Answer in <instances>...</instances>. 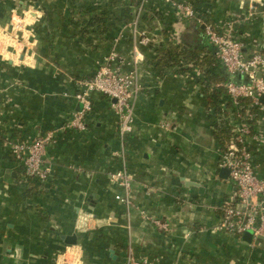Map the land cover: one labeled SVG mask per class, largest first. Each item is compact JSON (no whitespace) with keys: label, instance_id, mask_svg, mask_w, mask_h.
<instances>
[{"label":"crops","instance_id":"1","mask_svg":"<svg viewBox=\"0 0 264 264\" xmlns=\"http://www.w3.org/2000/svg\"><path fill=\"white\" fill-rule=\"evenodd\" d=\"M180 1L224 29L245 17L251 0ZM262 1L257 15L236 26L247 58L264 56ZM11 18L29 32L6 39ZM136 20L152 40L141 46L133 133L122 139L112 101L100 93L92 96L87 128H66L81 110L77 82L112 50L133 59ZM172 48L198 61L163 65V51ZM230 77L204 25L163 0H0V264H61L58 255L71 250L82 264H126L129 251L156 264H264V240L216 229L237 188L221 164L229 138L215 133L232 116H215L209 93ZM251 111L250 144L264 178V100ZM49 131L52 173L28 180L7 139ZM124 167L135 176L129 207L116 200L123 190L110 179ZM73 233L77 244L61 238Z\"/></svg>","mask_w":264,"mask_h":264},{"label":"built area","instance_id":"2","mask_svg":"<svg viewBox=\"0 0 264 264\" xmlns=\"http://www.w3.org/2000/svg\"><path fill=\"white\" fill-rule=\"evenodd\" d=\"M148 1L143 0V2ZM163 1L172 8L184 12L187 17L196 18L199 24L204 25L205 35L217 59L231 76L230 79L219 83V86L225 88L231 102V106L224 109L232 116L225 120V125L230 129V137L221 153V164L229 169V177L237 189L235 202L223 208L222 217L216 229L237 236H242L245 231L251 230L254 237L264 240V178L260 177L256 171L255 153L250 144V138L256 131L253 126L256 115L251 109L254 108L256 111L262 105L261 98L264 95V56L256 52L249 58L245 57L244 43L235 35L236 26L257 15L263 1L251 0L246 7L245 17L236 16L228 20L224 29H218L205 19L197 17L193 6L185 1ZM18 22H13L12 29L3 32L6 39H17L21 31L23 34L29 32L25 23ZM137 22L138 20L133 32L136 40L133 59L128 60L117 50H112L92 77L80 79L77 82L78 91L75 94V100L82 104V108L74 112L66 128L76 130L87 128L85 117L92 109V96L100 93L108 96L112 101L113 110L120 119L122 139H126L133 133L136 100L142 89L139 80V64L142 61L141 46L149 45L152 40L146 31L138 28ZM258 72L262 73L261 77L257 76ZM240 76H243L245 80L238 81ZM225 115L224 112L220 117ZM54 137L55 132L49 131L30 141L7 139L9 151L24 166L26 179L46 181L50 177L52 169L46 154ZM110 179L113 184L123 190L121 193H116V200L129 207L134 174L124 167L111 172ZM151 221L161 229L167 231L170 229L166 221L155 218ZM58 259L61 264L83 263L82 255L75 250L60 253ZM126 264L156 263L149 257H139L129 251Z\"/></svg>","mask_w":264,"mask_h":264},{"label":"trees","instance_id":"3","mask_svg":"<svg viewBox=\"0 0 264 264\" xmlns=\"http://www.w3.org/2000/svg\"><path fill=\"white\" fill-rule=\"evenodd\" d=\"M184 59H186L187 61H191V60L198 61V58L195 57L194 55L187 53L185 56L184 52H179L174 48H172L170 50L163 51L161 63L166 66L171 64H178L180 66L182 65L181 61H183ZM209 103L214 109L213 114L215 116H220L221 114H223L222 112L227 113L228 111L224 108H228L231 106L230 98L228 97L227 92L224 88H212L211 92L209 93ZM228 132L230 133V129L225 124H221L219 127H217V130L215 131L216 136L218 138H221L223 136L229 138L230 135H228Z\"/></svg>","mask_w":264,"mask_h":264},{"label":"water","instance_id":"4","mask_svg":"<svg viewBox=\"0 0 264 264\" xmlns=\"http://www.w3.org/2000/svg\"><path fill=\"white\" fill-rule=\"evenodd\" d=\"M21 34L22 33L19 32V35H21ZM251 70H253V69H251ZM257 76L258 77H261L262 76V73L261 72H258L257 73ZM240 77H243V76H240ZM261 100H264V95L262 96ZM81 106H82V104L79 103L80 109H81ZM223 170L225 171V174H228L229 173V169L228 168H223ZM224 177H226V176H224ZM78 237H79V235L77 233H73L71 235H62L61 238L65 241V243H67V244H73L74 245V244H77L78 243ZM243 238H244L245 241L251 242L252 241V238H253V232L251 230L245 231L244 232V235H243ZM112 252H113V250H112ZM112 256H114V255H112ZM95 264H99V263H95Z\"/></svg>","mask_w":264,"mask_h":264},{"label":"rangeland","instance_id":"5","mask_svg":"<svg viewBox=\"0 0 264 264\" xmlns=\"http://www.w3.org/2000/svg\"><path fill=\"white\" fill-rule=\"evenodd\" d=\"M11 22H12V18H11V20H10V23H11ZM13 25H14V24H13V23H11V27H8L7 29H10V30H11V29H12V27H13Z\"/></svg>","mask_w":264,"mask_h":264}]
</instances>
